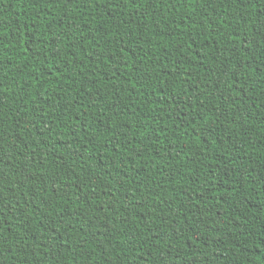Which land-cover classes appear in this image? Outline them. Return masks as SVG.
I'll list each match as a JSON object with an SVG mask.
<instances>
[{
  "label": "trees",
  "instance_id": "1",
  "mask_svg": "<svg viewBox=\"0 0 264 264\" xmlns=\"http://www.w3.org/2000/svg\"><path fill=\"white\" fill-rule=\"evenodd\" d=\"M0 264H264V0H0Z\"/></svg>",
  "mask_w": 264,
  "mask_h": 264
}]
</instances>
